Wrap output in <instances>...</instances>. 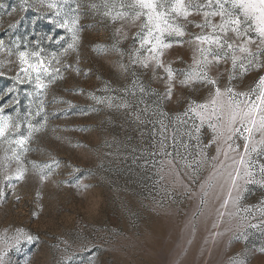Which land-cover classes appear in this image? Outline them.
Returning <instances> with one entry per match:
<instances>
[{"label":"rangeland","instance_id":"rangeland-1","mask_svg":"<svg viewBox=\"0 0 264 264\" xmlns=\"http://www.w3.org/2000/svg\"><path fill=\"white\" fill-rule=\"evenodd\" d=\"M131 3L0 0V264H264V133L235 131L227 95L210 103L216 87L251 92L264 67L222 59L215 85L181 84L200 59L191 10L185 35L165 37L169 82L144 66ZM38 58L39 83L23 71ZM198 104L204 119L184 115Z\"/></svg>","mask_w":264,"mask_h":264},{"label":"snow or ice","instance_id":"snow-or-ice-1","mask_svg":"<svg viewBox=\"0 0 264 264\" xmlns=\"http://www.w3.org/2000/svg\"><path fill=\"white\" fill-rule=\"evenodd\" d=\"M124 6L121 5V7ZM127 6L138 9L135 11L134 21L140 20L141 17L145 18L140 27L141 33L146 30V34L142 35L140 45L141 48L148 45L150 47H147L149 55L143 61L144 66L147 67L150 62H154L156 67L164 68L168 74L169 82L173 80L174 73L170 66L165 67L161 57L164 50L173 45L166 43L165 37L180 38L185 35L183 26L178 21L181 18L187 20L193 14L191 10L203 17L202 22L195 25L201 29V34L194 37L198 45L197 50L200 53V59L193 57L195 67L191 71L185 72V79L180 81L181 84L189 85L195 82H203L215 85L217 82L209 77V72L211 66L219 64L222 59L230 58L232 68L234 70L239 68L241 75L253 68L264 67V62L260 59L261 55H264V0H203V2L200 0H132V3ZM49 7L54 8L56 5L51 3ZM118 15L123 16L124 14ZM214 17H218L219 20L214 21L212 19ZM61 27L72 31L67 22ZM206 28L210 31L204 33L203 30ZM78 40L79 37L74 34L73 44H70L69 48H74ZM253 46L255 50H253ZM32 55L39 57V53H32ZM20 59L22 64L28 63L25 53H20ZM29 70L37 73L36 78L39 83V74L48 72L49 67L46 66L42 58H38L35 64H28V67L23 69L25 73H28ZM53 71L58 72L59 70L53 69ZM229 79H232L231 75ZM39 86L44 87L42 83ZM171 94L172 88L170 86L167 92L169 98H171ZM224 95L228 96L230 120L235 122L238 118L242 125V130L238 128L235 129L236 132L241 135L247 132L249 138L253 132L264 133V76L260 77L256 87L249 93H236L231 87L221 92V89L216 87L215 95L210 101L213 112L217 106L224 107L222 100ZM253 95L255 99H252ZM236 96H245L248 99L239 101L234 99ZM208 107V104L190 105L184 115L191 112L204 119V113L207 112ZM9 119L8 117H0V136H4L12 128L8 122ZM15 127L18 128L19 126ZM196 131L199 129L197 128ZM25 142L26 138L16 141L20 146H23ZM248 147V144H245L246 151ZM16 159L19 160V157L17 156ZM241 163H243V158H241ZM261 171L264 172V167L261 168ZM19 178H22V174ZM23 238L33 239V237L26 235Z\"/></svg>","mask_w":264,"mask_h":264}]
</instances>
